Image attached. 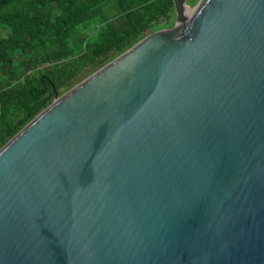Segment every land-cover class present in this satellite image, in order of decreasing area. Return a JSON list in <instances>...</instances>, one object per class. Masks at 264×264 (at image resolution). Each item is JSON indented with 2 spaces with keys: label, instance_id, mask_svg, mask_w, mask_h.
<instances>
[{
  "label": "water",
  "instance_id": "water-1",
  "mask_svg": "<svg viewBox=\"0 0 264 264\" xmlns=\"http://www.w3.org/2000/svg\"><path fill=\"white\" fill-rule=\"evenodd\" d=\"M173 4L0 148V264H264V0Z\"/></svg>",
  "mask_w": 264,
  "mask_h": 264
},
{
  "label": "trees",
  "instance_id": "trees-1",
  "mask_svg": "<svg viewBox=\"0 0 264 264\" xmlns=\"http://www.w3.org/2000/svg\"><path fill=\"white\" fill-rule=\"evenodd\" d=\"M174 23L173 0H0V148L56 95Z\"/></svg>",
  "mask_w": 264,
  "mask_h": 264
},
{
  "label": "rangeland",
  "instance_id": "rangeland-1",
  "mask_svg": "<svg viewBox=\"0 0 264 264\" xmlns=\"http://www.w3.org/2000/svg\"><path fill=\"white\" fill-rule=\"evenodd\" d=\"M190 7V5H188Z\"/></svg>",
  "mask_w": 264,
  "mask_h": 264
}]
</instances>
